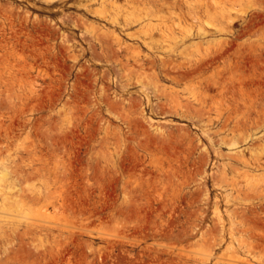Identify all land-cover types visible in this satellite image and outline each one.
Listing matches in <instances>:
<instances>
[{
  "label": "rangeland",
  "instance_id": "obj_1",
  "mask_svg": "<svg viewBox=\"0 0 264 264\" xmlns=\"http://www.w3.org/2000/svg\"><path fill=\"white\" fill-rule=\"evenodd\" d=\"M263 163L264 0H0V264H264Z\"/></svg>",
  "mask_w": 264,
  "mask_h": 264
},
{
  "label": "bare ground",
  "instance_id": "obj_2",
  "mask_svg": "<svg viewBox=\"0 0 264 264\" xmlns=\"http://www.w3.org/2000/svg\"><path fill=\"white\" fill-rule=\"evenodd\" d=\"M220 13H222V11H221ZM148 38H149V36H148ZM150 39H151V38H150ZM110 44H112V43L110 42ZM109 47H110V46H109ZM116 49H117V48H116ZM92 50H93V49H92ZM113 50H114V49H113ZM135 50H136V49H135ZM65 51H66V50H65ZM94 51H95V50H94ZM115 51H116V50H114V52H115ZM133 51H134V50H133ZM114 52H112V53L114 54ZM130 52H132V50H131ZM66 53H67V52H66ZM110 54H111V53H110ZM134 54H135V53H134ZM115 55H116V54H115ZM137 55H138V54H137ZM111 56H112V55H111ZM73 57H75V56H73ZM70 58H72V57H70ZM72 59H73V58H72ZM110 59H111V58H110ZM115 60L119 61V63L121 62V60H119L118 58H117V59L115 58ZM162 60H163V61H162V65H166V61H164L163 58H162ZM110 61H111V60H110ZM112 61H113V58H112ZM150 62H153V63H154V61H150ZM128 63H130V62H128ZM133 63H134V62H133ZM171 63H172V62H170V64H171ZM121 64H122V63H121ZM130 64H131V63H130ZM167 65H169V62H168ZM121 66L123 67V65H121ZM132 66H133V65H132ZM148 66H150V65H148ZM171 66H172V71H173L172 74H171V75L168 74L167 71L164 72V73H165L166 75H168L170 78L174 79V80H181V81H182L183 79H188V78L192 77L193 74L196 72V71L193 70V69H191V70L181 69V65H180V64H175V65H171ZM171 66H170V67H171ZM137 67H138V65H137ZM151 67L154 68V65L151 66ZM117 68H118V67H117ZM117 68H116V69H117ZM129 68H131V67H129ZM138 68H139V67H138ZM146 68H147V67H146ZM149 68H150V67H149ZM152 68H150V69H152ZM83 69L85 70L86 68L83 67ZM119 69H121V68L119 67ZM122 69H123V68H122ZM81 70H82V69H81ZM163 70H164V68H163ZM163 70H162V71H163ZM165 70H167L166 67H165ZM165 70H164V71H165ZM140 71L142 72V70L136 71L137 73L134 72V76L132 75L131 77H133V78L135 79V78L137 77L136 74H138V72H140ZM149 71H150V70H149ZM168 71L171 72V70H168ZM115 72H116V70H115ZM75 73H76V72H75ZM90 73H91V72H90ZM90 73H89V74H90ZM117 73H118V72H117ZM119 73H120V71H119ZM81 74H82V73H81ZM91 74H92V73H91ZM115 74H116V73H115ZM123 74H124V73H122V76L124 77L126 74H124V75H123ZM139 74L141 75V73H139ZM165 74H164V75H165ZM76 75L78 76V74H76ZM116 75L119 76V74H116ZM120 75H121V74H120ZM142 75H144L145 81H147V80H148V79L146 78L147 75L145 76L144 73H142ZM142 75L139 76V77H141V80H143V78H142L143 76H142ZM166 75H165V76H166ZM77 76H76V77H77ZM82 77H86V76L84 75V76H82ZM120 77H121V76H119V78H120ZM151 77H155V75L151 74ZM78 78H79V77H78ZM119 78H118V79H119ZM124 78H125V77H124ZM89 79H90V78H89ZM146 79H147V80H146ZM73 80H74V79H73ZM141 80H139V81H141ZM74 81L77 82L76 79H75ZM94 81H95V80H93L92 82H94ZM101 81H102V80H101ZM103 81H104V83H105V80H104V79H103ZM103 81H102V82H103ZM145 81H143L144 83H143V82H140V83H141V84H142V83L145 84V83H146ZM80 82H81V81H80ZM82 82H83V81H82ZM155 82H156V80H155ZM155 82H154V83H155ZM90 83H91V82H90ZM94 83H95V82H94ZM147 83H148V81H147ZM147 83H146V84H147ZM156 83H157V82H156ZM156 83H155V84H156ZM72 84H74V83H72ZM76 84H77V83H75V86L78 85V84H77V85H76ZM106 84H107V83H106ZM150 84H151V83H150ZM79 85H81V84H79ZM87 85H89V83H88ZM107 85H108V84H107ZM153 85H154V84H153ZM82 86H84V85H82ZM147 86H148V84H147ZM150 86H151V85H150ZM155 86L159 87L158 85H155ZM155 86H153V87L155 88ZM70 87H71V86H70ZM72 87H74V86H72ZM72 87H71V88H72ZM84 87L88 89V87H90V86H84ZM91 87H92V86H91ZM94 87H95V86H94ZM151 87H152V86H151ZM85 88H84V89H85ZM101 88H104V86L101 87ZM106 88H107V87H106ZM108 88H109V87H108ZM154 88H152V89H154ZM79 89H80V88H77L78 91H79ZM104 89H105V88H104ZM104 89H99V90H100V91H102V90L105 91ZM149 89H150V88H149ZM152 89H151V91H152ZM155 89H157V88H155ZM155 89H154V90H155ZM158 89H160V88H158ZM85 90H86V89H85ZM89 90H90V89H89ZM92 90H93V88H92ZM99 90H98V91H99ZM106 90H107V89H106ZM109 90H111V89L109 88ZM109 90H108V91H109ZM154 90H153V91H154ZM160 90H161V89H160ZM80 91L83 92L84 90H80ZM80 91H79V92H80ZM100 91H99V92H100ZM103 91H102V92H103ZM156 91H157V90H156ZM156 91H154V92H155V93H158V92L164 91V89L161 90V91H159V90H158L157 92H156ZM165 91H166V90H165ZM165 91H164L163 93H165ZM82 92H81V93H82ZM92 92H93V91H92ZM92 92H90V95H93V94H94V92H93V94H92ZM102 92H101V93H102ZM170 92H171V91H170ZM76 93H77V92H76ZM81 93H79V95H80ZM88 93H89V92H88ZM101 93H99V94L102 95ZM105 93H106V92H105ZM111 93H112V92H111ZM163 93H162V94H163ZM69 94H70V93H69ZM74 94H75V93H74ZM108 94H110V92H109ZM112 94H113V93H112ZM158 94H159V93H158ZM165 94L168 95L169 93L166 92ZM165 94H163L164 97H165ZM70 95H71V94H70ZM83 95H84V94L82 93V96H83ZM100 95H98V96H99V97L106 96L107 93H106V95H102V96H100ZM154 95H157V94H154ZM160 95H161V94H160ZM175 95H176V93H175ZM175 95H174V96H175ZM87 96H88V95H87ZM109 96H111V95H109ZM170 96H172V94H171ZM176 96L178 97V95H176ZM71 97H72V96H71ZM77 97H78V95L76 96V98H77ZM83 97H84V96H83ZM85 97H86V96H85ZM92 97H93V96H92ZM167 97H168V96H167ZM177 97H176V99H177ZM78 98L80 99V97H78ZM93 98H94V97H93ZM111 98H112V96H111ZM174 98H175V97H174ZM89 99L92 100V99L90 98V96H89ZM89 99H85V100H84L85 103H86V100H89ZM99 99L101 100V99H103V97H102V98H99ZM112 99H115V98L113 97ZM117 99H118V98H117ZM104 100H105V101L107 100V102L112 101V100H110V97H109V99H104ZM104 100H103L102 102H104ZM134 100H135V99H134ZM134 100H131V102H132V101L134 102ZM172 100H173V96H172ZM69 101H70V100H69ZM92 101H95V100L93 99ZM121 101L124 102V99H123V100L120 99V102H121ZM100 102H101V101H100ZM102 102H101V103H102ZM128 102H129V101H128ZM133 102H132V104H133ZM135 102H137V101L135 100ZM135 102H134V104H135ZM75 103H76V102H75ZM77 103H79V100H78ZM81 103H82V102H81ZM90 103H92V102H90ZM90 103H89V104H90ZM94 103H95V102H94ZM181 103H182V107H185V106H184V103H185V102H184V103L181 102ZM181 103H178V104L181 105ZM67 104H68V103H67ZM69 104H70V103H69ZM103 104H104V103H103ZM116 104H117V103L115 102V105H116ZM124 104H125V103H124ZM124 104H123V105H124ZM130 104H131V103H130ZM163 104H164V103H162V110H161V111H164L163 106L165 107V105H163ZM176 104H177V103H176ZM105 105H106V104H105ZM111 105H112V104H111ZM115 105H114V106H115ZM123 105H120V107L122 106V108H120V109H122V111H125V110H123ZM137 105H139V104H137ZM159 105H160V102H159ZM191 105H192V104H191ZM112 106H113V105H112ZM126 106H128V105H126ZM104 107H105V106H104ZM109 107H110V106H109ZM117 107H119V104H118ZM135 107H136V105H135ZM135 107H133L132 109H134ZM158 107H159V106H158ZM177 107H178V105H177ZM187 107L190 108L191 106H187ZM192 107H193V106H192ZM192 107H191V108H192ZM71 108H72V107H71ZM105 108H107V105H106ZM166 108H168V106H167ZM72 109H74V108H72ZM160 109H161V108H160ZM168 109H169V108H168ZM181 109L183 110L184 108H180V110H181ZM185 109H186V107H185ZM193 109H194V108H193ZM196 109H197V108H195V111H196ZM209 109H210V108H209ZM209 109H208V110H209ZM83 110H84V109H83ZM106 110H107V109H106ZM134 110H135V109H134ZM187 110H189V109H186V111H185V110H184V111L187 112ZM197 110H198V109H197ZM208 110H207V111H208ZM87 111H88V110H87ZM97 111H99V109H98ZM107 111H108V110H107ZM159 111H160V110H159ZM161 111H160V112H161ZM205 111H206V110H205ZM207 111H206V112H207ZM85 112H86V111H85ZM85 112H84V113H85ZM198 112L200 113V112H202V110L200 111V109H199ZM86 113H87V112H86ZM109 113H112V112H109ZM109 113H108V114H109ZM114 113H115V112H114ZM114 113H113V114H114ZM162 113H163V112H162ZM162 113H161V114H162ZM207 113H208V112H207ZM63 114H64V112H63ZM65 114H66V113H65ZM65 114H64V115H65ZM94 114H95V113H94ZM113 114H112V115H113ZM115 114H116V113H115ZM115 114H114V115H115ZM191 114H193V113H191ZM196 114H198V113L196 112ZM201 114H202V113H201ZM66 115H67V114H66ZM89 115H93V114H89ZM114 115H113V116H114ZM203 115H204V114H203ZM67 116H69V115H67ZM77 116H79L78 113H77ZM96 116H97V115H96ZM99 116H100V115H99ZM116 116H117V115H116ZM118 116L120 117L121 114H120V115L118 114ZM118 116H117V117H118ZM190 116H191V115H190ZM198 116H199V114H198ZM88 117H90V116H88ZM92 117H93V116H92ZM92 117H91V118H92ZM130 117H131V116H130ZM131 118H132V117H131ZM64 119H65V118H64ZM78 119H80V118H78ZM81 119H82V118H81ZM100 119H102V118H100ZM68 120H69V119H68ZM132 120H134V119H132ZM242 120H243V119H242ZM88 121H89V123H90V120H88ZM227 121H228V120H227ZM67 122L69 123V121H67ZM77 122H78V121H77ZM91 122H92V120H91ZM132 122H133V121H132ZM89 123L86 121L84 125L87 126V124L89 125ZM128 123L131 125V122H130V121H129ZM68 125H70V124H68ZM75 126H76V125H75ZM68 127H69V126H68ZM161 127H162V126H161ZM71 128H73V127H71ZM74 128H75V127H74ZM74 128H73L72 130H74ZM94 128H95V127H94ZM137 128H138V127H137ZM162 128L164 129V127H162ZM162 128H160V129H162ZM167 128H168V127H167ZM167 128L165 127L166 130H167ZM76 129H77V127L75 128V130H76ZM163 129H162V130H163ZM182 129H183V132H184V130H186V128H185V129L182 128ZM236 129H237V128H236ZM67 130H68V129H67ZM242 130H243V129H242ZM77 131H78V129L76 130V132H77ZM169 131H170V130H169ZM237 131H238V130H237ZM239 131H240V129H239ZM239 131H238L237 133H239ZM95 132H97V130H96V131L94 130L93 133H95ZM232 132H233V131H232ZM240 132H241V131H240ZM72 133H73V132H72ZM179 133H180V132H179ZM65 134H66V133H65ZM245 134H247V133H245ZM76 135H77V134H76ZM78 135H79V136H75V137H80V135H82V134L78 133ZM94 135H95V134H94ZM146 135H147V134H146ZM239 135H240V134H239ZM66 136H67V134L65 135V138H66ZM89 136H90V135H89ZM177 136H178V135H177ZM245 136H246V135H245ZM245 136H244V137H245ZM67 137H68V136H67ZM69 137H70V138H69ZM69 137H68V140H69V139L71 140V136H69ZM82 137H83V136H82ZM82 137H80V138H82ZM165 137H166V136H165ZM85 138H86V137H84V139H85ZM149 138H151V137H149ZM237 138H238V137H237ZM242 138H243V137H242ZM76 139H77V138H76ZM88 139H89V137H88ZM92 139H93V137H92ZM157 139H158V138H157ZM245 139H246V138H245ZM247 139H248V138H247ZM53 140H54V139H53ZM150 140H151V142H152L153 144H154L155 141H157V140H155V138H154V141H152V138H151ZM158 140L160 141L161 139H158ZM171 140H172V139H171ZM226 140H227V139H226ZM54 141H55V140H54ZM73 141H74V140H73ZM110 141H111V139H110ZM177 141H178V140H177ZM185 141H186V140H185ZM228 141H229V140H227L226 142H228ZM231 141H232V140H231ZM245 141H246V140H245ZM75 142H77V141H75ZM89 142H90V140H89ZM111 142H112V141H111ZM143 142H144V141H143ZM151 142H150V143H151ZM178 142H179V141H178ZM183 142H184V141H183ZM183 142H182V143H183ZM226 142H225V143H226ZM240 142H241V141H240ZM242 142H243V140H242ZM72 143H73V142H72ZM78 143H79V142H78ZM109 143H110V142H109ZM113 143H115V142H113ZM155 143H156V142H155ZM191 143H192V140H191ZM230 143H231V142H229V144H230ZM243 143H244V142H243ZM153 144H152V146H154ZM156 144L159 146L161 143L159 142V144H158V143H156ZM192 144H193V143H192ZM117 145H118V144H117ZM157 145H156V146H157ZM164 145H165V144H164ZM174 145H175V143H174ZM181 145H182V144H181ZM181 145H180V146H181ZM238 145H239V144H238ZM72 146H73V145H72ZM115 146H116V145H115ZM257 146H258V145H257ZM257 146H256V147H257ZM161 147H163V146H161ZM171 147H172V146H171ZM174 147H176V146H174ZM236 147H237V146H236ZM148 148H149V147H148ZM155 148H157V147H155ZM258 148H260V145H259ZM127 149H129V148H127ZM164 149H165V148H164ZM164 149H163V150H164ZM166 149H168V148H166ZM166 149H165V150H166ZM130 151H131V150H130ZM166 151H167V150H166ZM166 151H165V152H166ZM168 151H170V150H168ZM171 151H172V150H171ZM171 151L168 152V153H171V155H172V152H171ZM174 151H175V150H174ZM174 151H173V153H174ZM183 151H184V150H183ZM257 151H258V150H257ZM241 152H244V150L241 151ZM253 152H254V151H253ZM253 152H252V151L250 152V156H251V154L254 155V154L256 153V151H255V153H253ZM168 153H167V154H168ZM181 153H182V152H181ZM236 153H237V152H236ZM236 153H235V154H236ZM239 153H240V152H239ZM244 153H245V152H244ZM129 154H130V153H129ZM240 154H241V153H240ZM256 154H258V153H256ZM256 154H255V155H256ZM259 154H260V151H259ZM259 154H258V156H259ZM169 155H170V154H169ZM176 155H178V153H176L174 157H177ZM244 155H245V154H244ZM244 155H243V156H244ZM253 155H252V156H253ZM260 155H261V154H260ZM135 156H137V155L135 154ZM261 156H262V155H261ZM246 157H249V156H247V154H246ZM246 157H245V158L243 157L244 160H242V161L240 160L241 163L247 160ZM259 157H260V156H259ZM262 158H263V157H262ZM133 159H134V158H133ZM172 159H173V158H172ZM240 159H242V158H240ZM245 159H246V160H245ZM250 159H251V157H250ZM254 159H255V156H254ZM256 159H258V158H256ZM248 160H249V159H248ZM133 162H136V161H133ZM205 162H206V161H205ZM245 163H246V162H245ZM250 163H251V162H250ZM252 163H253V161H252ZM106 164H107V163H106ZM131 164H132V163H131ZM133 164H135V163H133ZM202 164H203V163H202ZM263 164H264V163H263ZM122 165H123V164H122ZM247 165H250V164H247ZM135 166H136V165H135ZM135 166H131V167L134 168ZM194 166H195V165H194ZM201 166H202V165H201ZM232 166H234V167H232ZM263 166H264V165H263ZM126 167H127V166H126ZM126 167H125V168H126ZM131 167L129 168V166H128L127 169H128V170H129V169L131 170V169H132ZM170 167H172V166L170 165ZM191 167H193V166H191ZM231 167L235 169L237 166H235V165H231ZM135 168H136V167H135ZM198 168H199V167H198ZM238 168H239V167H238ZM258 168H259V167H258ZM261 168H262V167H261ZM137 169H138V168H137ZM181 169H182V168H181ZM195 169H197V168H195ZM217 169H218V171H219V168H217ZM234 169H233V172H235ZM190 170H191V171H192V170L194 171V169H190ZM231 170H232V169H231ZM235 170H236V169H235ZM237 170H238V169H237ZM245 170H246V169H245ZM73 171H74V170H73ZM131 171H132V170H131ZM141 171H142V170H141ZM181 171H182V170H181ZM195 171L197 172L198 170H195ZM195 171H194V172H195ZM199 171H200V170H199ZM238 171H239V170H238ZM240 171H241V170H240ZM67 172H68V171H67ZM183 172H185V170H184ZM189 172H190V171H189ZM194 172H193V173H194ZM215 172H216V171H215ZM215 172H213V174H214ZM225 172H226V171H225ZM241 172H242V171H241ZM245 172H246V171H245ZM68 173H69V172H68ZM97 173H98V172H97ZM97 173H96V174H97ZM144 173H145V172H144ZM173 173H174V172H173ZM197 173H198V172H197ZM216 173H217V172H216ZM248 173L251 174L250 172H248ZM248 173H247V174H248ZM76 174H77V173H76ZM96 174H95V175H96ZM134 174H135V173H134ZM137 174H139V173L137 172ZM156 174H157V173H156ZM213 174H211V175H213ZM241 174H242V173H241ZM74 175H75V174H74ZM135 175H136V174H135ZM139 175H140V174H139ZM159 175H160V174H159ZM162 175H163V174H162ZM191 175H193V174H191ZM195 175H196V174H195ZM223 175H224V174H223ZM75 176H76V175H75ZM248 176H249V175H248ZM252 176H253V175H252ZM102 177H103V176H102ZM108 177H109V176H108ZM217 177L220 178V176H218V174H216V178H217ZM225 177H227V176H224L223 178L225 179ZM71 178H72V177H71ZM76 178H77V176H76ZM112 178H113V177H112ZM132 178H133V177H132ZM162 178H163V177H162ZM167 178L169 179L170 176L167 177ZM189 178H190V177H189ZM242 178H243V177H242ZM253 178H254V177H253ZM140 179H141V178H140ZM143 179H146V178H143ZM183 179H184V178H183ZM190 179H191V178H190ZM240 179H241V178H240ZM240 179H239V180H240ZM244 179H245V178H244ZM71 180H72V179H71ZM86 180H88V179H86ZM97 180H98V179H97ZM156 180H157V179H156ZM171 180H172V179H171ZM191 180H192V179H191ZM219 180H221V179H219ZM1 181H2V180H1ZM3 181L6 182V188H5L4 190L0 191V214H8L7 216L10 217V216H12V214L9 213L10 211L8 212V210H9L11 207H13V206H14V203L17 202V201L14 199V201L12 202V198H13V195H14V194L12 193V191L14 190V188H12V184H13L12 182H13V181H12V180L10 181V179H8V178H3ZM14 181H15V179H14ZM72 181H73V180H72ZM151 181H152V180H151ZM251 181H252V180H251ZM79 182H80V181H79ZM84 182H85V181H84ZM90 182H91V181H90ZM120 182H121V181H120ZM128 182H129V181H128ZM164 182H165V181H164ZM168 182H171V181L168 180ZM168 182H166V183H168ZM229 182L232 183V180H231V181H228V184H231V183H229ZM241 182H242V181H241ZM252 182H253V181H252ZM217 183H218V182H217ZM1 184H2V182H1ZM78 184H79V183H78ZM82 184H83V183H82ZM88 184H89V182H88ZM121 184H122V183H121ZM225 184H227V182H225ZM83 185H84V184H83ZM165 185H166V184H165ZM240 185H241V183H240ZM242 185H243V184H242ZM1 186H3V184H2ZM1 186H0V187H1ZM13 186H14V185H13ZM169 186H170V185H169ZM169 186H168V187H169ZM184 186H186V184H185ZM231 186H232V185H231ZM165 187H166V186H165ZM227 187H228V185H227ZM2 188H3V187H2ZM154 188L157 189V185H156V187H154ZM169 188H170V187H169ZM230 188H231V187H230ZM166 189H167V188H166ZM232 189H233V188H232ZM234 189H235V188H234ZM237 189H238V188H237ZM240 189H241V188H240ZM242 189H243V188H242ZM263 189H264V188H263ZM86 190H87V189H86ZM160 190H161V189H160ZM162 190H163V189H162ZM68 191H69V190H68ZM235 191H236V190H235ZM161 192H162V191H161ZM253 192H254V191H253ZM153 193H154V192H153ZM248 193H249V192H248ZM231 194H232V193H231ZM231 194H230V195H231ZM238 194H239V193H238ZM242 194H243V193H242ZM253 194H255V193H253ZM253 194H252V195H253ZM128 195H129V194H128ZM247 195H248V194H247ZM14 196H15V195H14ZM234 196H235V195H234ZM155 198H156V196H155ZM240 198H241V196L239 195V200H240ZM244 198L247 199L248 196H244ZM232 199H233L232 202H233V201L235 202V201L237 200V198H232ZM234 199H236V200H234ZM242 199H243V198H241V201H244V199H243V200H242ZM249 199H250V198H248L247 200L249 201ZM253 199H255V198H253V196H252V199H251V200H253ZM194 200H195V201H193V203L197 201L196 196H195V199H194ZM227 200H228V198H227ZM256 200H258V199H256ZM225 201H226V200H225ZM237 201H238V200H237ZM241 201H240V202H241ZM259 201H260V200H259ZM197 202H198V201H197ZM226 202H230V201H226ZM232 202H231V203H232ZM234 202H233V203H234ZM240 202H239V203H240ZM245 202H246V201H244L243 203H245ZM250 202H251V201H250ZM250 202H249V203H250ZM255 202H256V201H255ZM206 203H207V202H205L204 204H206ZM235 203H236V202H235ZM247 203H248V202H247ZM125 204H126V203H125ZM150 204H151V203H150ZM217 204H218V203H216V205H217ZM16 205H17V204H16ZM16 205H15V206H16ZM15 206H14V207H15ZM17 207H18V205H17ZM17 207H16V208H17ZM258 207H259V206H258ZM260 207H262V205H261ZM205 208H206V207H205ZM215 208H216V207H215ZM251 208H252V207H251ZM167 209H168V208H167ZM167 209H166V213H167V211L169 210V209H168V210H167ZM177 209H178V208H177ZM235 209H236V208H235ZM172 210H173V212H174V209H172ZM204 210H205V209H204ZM239 210H241V209H239ZM245 210H246V209H245ZM253 210H254V209H253ZM117 211H119V209H118ZM195 211H197V210H195ZM206 211H207V209H206ZM231 211L233 212L234 210H231ZM235 211L237 212V210H235ZM169 212H171V211H169ZM178 212H180L179 209H178ZM244 212H245V211H244ZM132 213H133V212H132ZM171 213H172V212H171ZM242 213H243V212H242ZM249 213H250V212H249ZM260 213H261V212H260ZM133 214H134V213H133ZM187 214H188V213H186V215H187ZM234 214H236V213L234 212ZM128 215H129V214H128ZM199 215H200V213H199ZM236 215H237V214H236ZM243 215H245V214L243 213ZM243 215H242V216H243ZM130 216H131V214L129 215V217H130ZM146 216H147V219H148V218H149V217H148L149 215H146ZM190 216H191V215H190ZM190 216H188V217H190ZM200 216H201V215H200ZM200 216H199V217H200ZM231 216H232V214H231ZM234 216H235V215H234ZM237 217H238V216H237ZM256 217H258V216H256ZM136 218H137V217H136ZM158 218H159V217H158ZM234 218H235V217H234ZM242 218H244V217H242ZM250 218H251V217H250ZM250 218L248 217V219H250ZM9 219H10V218H9ZM123 219H124V217H123ZM126 219L128 220L129 218H126ZM130 219H132V218H130ZM147 219H146V220H147ZM248 219L246 218V220H247L248 222H250ZM251 219H252V218H251ZM251 219H250V220H251ZM149 220H150V219H149ZM173 220H174V219H173ZM173 220H172V221H173ZM188 220H189V218H188ZM244 220H245V219H243V221H244ZM252 220H254V219H252ZM257 220L259 221V218H258ZM122 221L126 222L125 219L122 220ZM147 221H148V220H147ZM172 221H170V222H171V223H170V226L176 225V224H175V221H173L174 224L172 223ZM201 221H202V220H201ZM229 221H230V220H229ZM231 221H232V220H231ZM243 221H242V222H243ZM131 222H133V219L131 220ZM134 222H135V221H134ZM248 222H247V223H248ZM255 222H257V221L255 220ZM255 222H254V223H255ZM259 222H260V221H259ZM119 223H120V222H119ZM127 223H128V222H127ZM178 223H179V221H178ZM235 223H236V222L234 221V224H235ZM120 224H121V223H120ZM120 224H119V225H120ZM167 224H168V223H167ZM171 224H172V225H171ZM179 224H180V223H179ZM231 224H232V223H231ZM237 224L239 225L238 222H237ZM156 225H158V224H156ZM177 225H178V224H177ZM235 225H236V224H235ZM258 225H259V224H258ZM121 226H122V224H121ZM124 226H125V225H124ZM124 226H123V227H124ZM142 226H143V225H142ZM165 226H166V225H165ZM170 226L167 225V227H168L167 229L171 228ZM240 226H241V225H240ZM125 227H126V226H125ZM140 227H141V226H140ZM145 227H146L145 230H147V225H145L144 228H145ZM148 227H149V226H148ZM152 227H153V226H152ZM238 227H239V226H238ZM141 228H142V227H141ZM181 228H182V227H181ZM197 228H198V227H197ZM219 228H220V227H219ZM233 228H234V229H237L235 226H234ZM118 229H119V228H118ZM154 229H156V228H154ZM159 229H160V227H159ZM171 229H173V228H171ZM234 229H233L232 232H234ZM156 230H157V229H156ZM160 230H161V229H160ZM162 230H163V231H161V232H162V235H163V234H164L163 232H165V231H164V228H163ZM182 230H183V229H182ZM182 230H181V231H182ZM138 231H139V230H138ZM138 231H137V232H138ZM171 231H172V230H171ZM181 231H180V232H181ZM183 231H184V230H183ZM183 231H182V233L185 232V231H184V232H183ZM118 232H119L120 234L122 233V232H121V228L118 230ZM134 232H135V231H134ZM137 232H135V233H137ZM145 232H146V231H145ZM169 232H170V231H167V233L165 232V233H166V234H165L166 236H165V235H163V236H165V237L168 238V236L170 235ZM236 232H238V231H236ZM236 232H235V233H236ZM119 233H117V234L120 235ZM140 233H141V230H140ZM158 233H160V231H158ZM158 233H157V234H158ZM192 233H193V232H192ZM220 233H221V232H220ZM122 234H124V232H123ZM154 234H155V233H154ZM167 234H168V236H167ZM172 234H173V233H172ZM200 234H201V233H200ZM222 234H223V233H222ZM233 234H234V233H233ZM245 234H246V233H245ZM132 235H133V234H132ZM151 235H152V234H151ZM159 235H160V234H159ZM162 235H161V237H162ZM174 235H175V234H174ZM140 236H141V235H140ZM140 236H139V237H140ZM153 236H154V235H153ZM190 236H191V235H190ZM16 237H18V241H19V244H20L19 247L22 248V246L24 245L23 239L21 238L20 235H17ZM116 237H117V236H116ZM137 237H138V236H137ZM170 237L172 238V236H169V238H170ZM185 237H186V236H185ZM232 237H233V236H232ZM140 238H141V237H140ZM167 238H166V240H167ZM173 238H175V237H173ZM177 238L179 239L180 237H176V239H177ZM217 238H218V236H217ZM233 238H234V237H233ZM233 238H232V239H233ZM141 239H142V238H141ZM218 239H219V238H218ZM218 239H217V240H218ZM236 239H237V238H236ZM240 239H241V237H240ZM240 239H239V242H241ZM119 240H120V237H119ZM168 240H169V239H168ZM117 241H118V239H117ZM135 241H136V239H135ZM179 241H180V240H179ZM120 242H123V241L121 240ZM140 242H142V241H140ZM242 242H243V241H242ZM242 242H241V243H242ZM245 242H246V241H245ZM123 243H124V242H123ZM221 243H222V242H221ZM249 243H251V242H248V244H249ZM26 244H27V243H26ZM137 244H138V243H137ZM175 244H176V243H175ZM218 244H220V243H218ZM237 244L241 245L240 243H237ZM243 244H244V243H243ZM251 244H252V243H251ZM251 244H249V246H250ZM253 244H254V243H253ZM215 245H216V244H215ZM245 245H246V244H245ZM255 245H256V244H254V246H255ZM158 246H159V245H158ZM241 246H242V245H241ZM241 246H240V247H241ZM247 246H248V245H246V247H247ZM252 246H253V245H252ZM168 247H169V246H167V248H168ZM238 247H239V246H238ZM242 247H243V246H242ZM149 248H150V247H149ZM158 248H159V247H158ZM186 248H188V246H186ZM186 248H185V249H186ZM252 248H253V247H252ZM144 249H145V248H144ZM159 249H160V251H159V250H157V251L162 252V251H161V248H159ZM168 249H170V247H169ZM207 249H208V248H207ZM240 249H241V248H240ZM245 249H247V248H245ZM250 249H251V248H250ZM118 250H120V249H118ZM178 250H181V251H182V250H184V248H183V247H179ZM50 251H51V250H50ZM150 251H152V250H150ZM163 251H164V250H163ZM186 251H189V250L187 249V250H185V252H186ZM194 251H195V250H193V252H194ZM196 251H197V250H196ZM196 251H195L194 253H196ZM230 251H231V250H230ZM232 251H233V249H232ZM247 251H248V250H247ZM249 251L251 252V250H249ZM118 252H120V251H118ZM165 252H166V251H165ZM170 252H171V251H170ZM170 252H169V254H170ZM179 252H180V251H179ZM185 252H184V253H185ZM191 252H192V251H191ZM193 252H192V253H193ZM201 252H202V251H201ZM182 253H183V252H182ZM189 253H190V252H189ZM192 253H191V255H193V256L196 255V254H194V253L192 254ZM202 253H203V252H202ZM235 253H236V252H235ZM178 254H179V253H178ZM178 254H177V255H178ZM180 254H181V253H180ZM249 254H250V253H249ZM249 254H247V255H249ZM49 255H50V254H49ZM117 255L119 256L120 254H117ZM207 255H208V253H207ZM231 255H232V253H231ZM251 255L253 256L254 253H253V254L251 253ZM118 256H117V257H118ZM35 257H36V256H35ZM37 257H38V256H37ZM139 257H140V255H139ZM147 257H148V256H147ZM154 257H155V256H154ZM205 257H206V256H205ZM229 257H231V256H229ZM120 258L122 259L121 256H120ZM151 258H152V257H151ZM155 258H159L158 261H159L160 264H161V262H163V260H160V257H155ZM193 258H194V257H193ZM235 258H237V257H235ZM65 259H66V258H65ZM140 259H142V258H140ZM140 259L138 258L137 260L140 261ZM152 259H154V258H152ZM155 260L157 261V259H155ZM181 260H182V259H181ZM193 260H194V259H193ZM205 260H206V259H205ZM236 260L239 261L238 258H237ZM148 261H149V260H148ZM148 261H147V262H148ZM156 261H154V262H153V261H152V262L149 261V262H150V264H152V263H157ZM173 261H174V260H173ZM224 261H225V260H224ZM227 261L229 262L230 259H229V260L227 259ZM233 261H234V260H233ZM238 261H237V262H238ZM33 262H34V261H33ZM43 262H44V261H43ZM54 262H55V261H54ZM132 262H133V261H132ZM135 262H136V261H134V263H135ZM144 262L147 263L146 261H144ZM168 262H171V260H169ZM230 262H231V263H230ZM230 262H229L230 264H236V263H234V262H232V261H230ZM243 262H244V261L241 260V263H243ZM115 263H117V262H115ZM134 263H133V264H134ZM137 263H138V262H137ZM238 263H239V262H238ZM246 263L251 264V263H249L247 260H246ZM60 264H61V263H60ZM128 264H129V263H128ZM130 264H131V262H130ZM139 264H140V263H139ZM141 264H144V263H141ZM148 264H149V263H148ZM163 264H165V262H164ZM171 264H175V262H173V263H171ZM227 264H228V263H227Z\"/></svg>",
  "mask_w": 264,
  "mask_h": 264
}]
</instances>
